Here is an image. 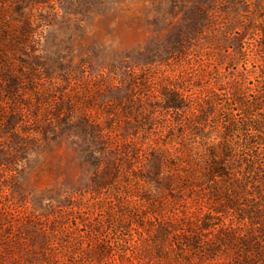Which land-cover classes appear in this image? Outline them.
Listing matches in <instances>:
<instances>
[{"label":"rangeland","instance_id":"rangeland-1","mask_svg":"<svg viewBox=\"0 0 264 264\" xmlns=\"http://www.w3.org/2000/svg\"><path fill=\"white\" fill-rule=\"evenodd\" d=\"M260 41L264 0H0V264H264V141L224 134Z\"/></svg>","mask_w":264,"mask_h":264},{"label":"trees","instance_id":"trees-1","mask_svg":"<svg viewBox=\"0 0 264 264\" xmlns=\"http://www.w3.org/2000/svg\"><path fill=\"white\" fill-rule=\"evenodd\" d=\"M258 44L259 48L264 49L263 41H260ZM260 76L262 77V84L257 85V87L251 89L252 97L248 104H245L243 98H240V95L235 96L236 98L234 99L236 103H240L241 105H243V112L248 116V119L243 120L241 125H238L234 122H229L225 126L224 133L225 136L229 138L234 132L245 129L246 131H248L249 129H251V134L248 135L247 141L243 143V146L250 150H252L256 144L264 141V60L261 64ZM254 112H257V114H254ZM222 144L226 149V153L223 158V160H226V162L214 161V170L219 175H226L228 173V168L225 167V163L227 166L231 167V165H233L234 162L237 161L234 159V155L231 153L229 143L225 141ZM257 161L258 155L256 153H253L246 167L247 173H257V169H259V166H261Z\"/></svg>","mask_w":264,"mask_h":264}]
</instances>
